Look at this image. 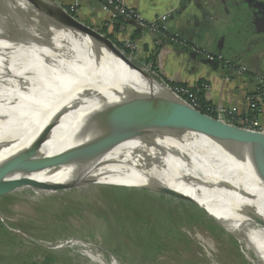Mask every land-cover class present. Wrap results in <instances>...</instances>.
Listing matches in <instances>:
<instances>
[{
  "label": "bare ground",
  "instance_id": "1",
  "mask_svg": "<svg viewBox=\"0 0 264 264\" xmlns=\"http://www.w3.org/2000/svg\"><path fill=\"white\" fill-rule=\"evenodd\" d=\"M8 3L12 14L23 8L21 15L29 17L35 10L28 0ZM49 22L44 35L24 39L27 43L0 39V166L15 159L4 169L9 171L6 180L114 184L182 194L236 235L256 263L264 264V226L255 217L264 220V178L256 170L254 151L228 148L196 133L132 136L110 145H99L91 130L67 136L71 124L96 125L99 112L133 96L170 95L139 79L85 35ZM44 134L26 165L19 166L18 157ZM25 185L0 188V197ZM96 262L119 264L114 259Z\"/></svg>",
  "mask_w": 264,
  "mask_h": 264
},
{
  "label": "rangeland",
  "instance_id": "2",
  "mask_svg": "<svg viewBox=\"0 0 264 264\" xmlns=\"http://www.w3.org/2000/svg\"><path fill=\"white\" fill-rule=\"evenodd\" d=\"M7 4L0 0L1 40L20 45L50 29L35 10L26 17ZM122 186L26 184L1 197L0 264H258L236 235L190 201Z\"/></svg>",
  "mask_w": 264,
  "mask_h": 264
},
{
  "label": "water",
  "instance_id": "3",
  "mask_svg": "<svg viewBox=\"0 0 264 264\" xmlns=\"http://www.w3.org/2000/svg\"><path fill=\"white\" fill-rule=\"evenodd\" d=\"M28 1L44 18L58 21L61 23V26L63 24V27H67L71 31L85 35L92 43L109 51L110 54L116 57L127 69L138 74L140 77L139 79L162 86L170 95V97L154 95L133 96L125 102L114 104L99 112L95 117L96 121L94 120L96 125L88 121H76V123L71 124L65 131L67 136L72 134L76 137L83 131L91 130L94 133V137H96L95 139L101 143L99 145H110L132 136L160 135L174 137L185 133H196L228 148L244 147L253 150L255 156H257L255 162L256 170L260 176L262 175L261 177L264 178V166L262 165V161L264 160V132L252 131L230 125L195 109L174 94L163 80L156 78V76L144 68L142 64H139L134 58L128 55L125 50L116 44V42L99 30L81 22L75 15L69 13L64 6L60 5L55 0ZM100 2H102V0H100ZM209 5L213 7L211 3ZM234 11L235 24L233 28H230V25L227 26L228 22L224 20L220 21V26L224 28L225 31L216 40V51H214V53H220L225 49L233 53V56L236 54L238 55L245 47L248 40L258 36V33H264L263 0H243L240 7L234 8ZM229 12L228 9L225 10L226 15H228ZM128 22L136 25L133 20ZM260 41L264 43V39ZM190 55L193 57L197 56L193 51H191ZM201 61L212 66L216 64L215 60L207 58H201ZM51 127V125L47 126L45 133H47ZM46 136L47 134H44L34 142L29 150L18 157L19 166L24 167L26 165V157L35 152L39 145L46 139ZM13 160L15 159L11 158L0 166V188L24 183H28L36 188L48 190L72 188L75 186V183L68 181L50 183L25 178L6 180L9 171H4V169L8 165L11 166L12 164H10V162ZM142 189L149 190L147 188ZM155 192L188 200L204 212L206 211L201 208L199 203H196L192 198L185 195L163 190ZM255 217L258 223L264 226V220L258 216ZM217 224L223 226L218 222Z\"/></svg>",
  "mask_w": 264,
  "mask_h": 264
},
{
  "label": "crops",
  "instance_id": "4",
  "mask_svg": "<svg viewBox=\"0 0 264 264\" xmlns=\"http://www.w3.org/2000/svg\"><path fill=\"white\" fill-rule=\"evenodd\" d=\"M64 7L73 2L79 6L75 16L83 23L99 30L114 42L131 41L135 45L134 57L140 63L151 65L153 72L165 83L198 86L207 82L208 90H199L198 95L205 104L233 108L239 115L246 113V96L254 89V73L264 76V43L258 36L247 41L245 47L235 56L228 50L220 53L245 65L248 74H234L216 61L214 66L203 63L204 56L190 55L187 46L160 40L148 29H142L122 18L111 20L110 14L101 9L100 0H55ZM137 10L144 19L152 20L170 11L166 21L169 31L178 34L187 44L216 51V40L225 31L220 21L235 24L234 8L243 0H120ZM264 1V0H263ZM213 7H210L209 4ZM230 12L225 14V10ZM262 40V39H261ZM261 42V43H260ZM257 119L264 127V109Z\"/></svg>",
  "mask_w": 264,
  "mask_h": 264
},
{
  "label": "built area",
  "instance_id": "5",
  "mask_svg": "<svg viewBox=\"0 0 264 264\" xmlns=\"http://www.w3.org/2000/svg\"><path fill=\"white\" fill-rule=\"evenodd\" d=\"M78 5V2L76 1L65 8L69 13L75 15ZM100 6L103 11L110 14L111 20H114L115 18H122L125 21L133 20L136 25L142 29L146 28L153 32L158 37V42L160 40H165L174 44L187 46L191 51L200 54L207 59L221 62L225 68L234 74H248L250 72L245 65L240 64L231 58L225 57L221 53H214L204 48L187 44V42H185L178 34L169 31L166 26V21L171 14L170 11L165 12L152 20H146L137 10L125 5L120 0H102ZM121 45V48L126 52L128 51L127 54L135 59L133 54L135 45L133 42L123 41L121 42ZM141 64L152 74L155 76L157 75L153 72L150 64L147 62ZM253 78L255 85L253 91L246 96V113L244 115H239L233 108H228L222 105L210 106L200 100L198 91L210 89L207 82H201L198 86L165 84L174 94L179 96L185 102L215 119L244 129L264 132V127L259 124L257 119L258 113L264 109V76L254 73Z\"/></svg>",
  "mask_w": 264,
  "mask_h": 264
},
{
  "label": "trees",
  "instance_id": "6",
  "mask_svg": "<svg viewBox=\"0 0 264 264\" xmlns=\"http://www.w3.org/2000/svg\"><path fill=\"white\" fill-rule=\"evenodd\" d=\"M116 44L121 48V43L120 42H117L116 41ZM170 85H175V84H173V83H170ZM199 96V95H198ZM199 98H200V100H202L203 101V99L199 96ZM110 189H123V188H116V187H111ZM195 208H197L199 211H201L202 213H204V211L203 210H201L200 208H198L195 204H193V203H191Z\"/></svg>",
  "mask_w": 264,
  "mask_h": 264
},
{
  "label": "flooded vegetation",
  "instance_id": "7",
  "mask_svg": "<svg viewBox=\"0 0 264 264\" xmlns=\"http://www.w3.org/2000/svg\"><path fill=\"white\" fill-rule=\"evenodd\" d=\"M261 28H263V27H261ZM264 29V28H263ZM259 38H261L262 39V41H263V39H264V33H259ZM260 39V40H261Z\"/></svg>",
  "mask_w": 264,
  "mask_h": 264
}]
</instances>
